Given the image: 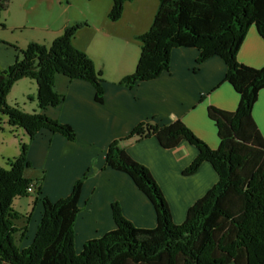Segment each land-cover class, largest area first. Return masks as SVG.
Instances as JSON below:
<instances>
[{
    "label": "trees",
    "instance_id": "obj_1",
    "mask_svg": "<svg viewBox=\"0 0 264 264\" xmlns=\"http://www.w3.org/2000/svg\"><path fill=\"white\" fill-rule=\"evenodd\" d=\"M139 0H111L108 19L116 22L124 3ZM143 1V0H142ZM150 29L136 36L139 58L131 75L118 85L132 89L138 83L158 78L169 70L170 53L176 48L195 49L196 65L216 57L224 62L227 83L238 95L233 112L209 106L206 114L219 139L210 149L184 123L136 125L126 138L114 140L104 155L107 169L126 175L151 204L156 225L137 228L122 216L118 203L111 204L115 227L89 239L79 252L74 247L75 221L82 184L87 176L74 182L68 197L50 202L40 197V181L24 174L30 167L28 144H21L19 156L0 167V264H264V139L257 130L251 111L264 90V66L246 67L237 60L243 39L253 27L264 42V0H157ZM9 0H0V13ZM79 22L67 26L51 45L30 42L18 52L14 62L0 68V114L10 128L22 129L28 142L41 131L75 140L74 130L44 114L55 108L63 96L54 90V78L89 83L94 102L102 104L104 80L93 60L73 43ZM34 80L39 113H24L7 105L6 96L19 80ZM1 130V127H0ZM153 137L163 149L171 150L180 141L195 147L198 155L183 171L193 174L202 163H209L217 182L187 210L184 221L174 224L165 198L147 167L137 163L122 146L132 138ZM34 186L32 204L40 202L42 211L32 240L25 245L30 214L20 216L14 201L28 196ZM24 218L26 225L16 227Z\"/></svg>",
    "mask_w": 264,
    "mask_h": 264
},
{
    "label": "crops",
    "instance_id": "obj_2",
    "mask_svg": "<svg viewBox=\"0 0 264 264\" xmlns=\"http://www.w3.org/2000/svg\"><path fill=\"white\" fill-rule=\"evenodd\" d=\"M53 1L58 9L51 15L47 30L55 39L65 27L83 19L74 20L71 24L66 18L69 0ZM15 4L20 8L24 3L9 0L7 10L0 15L12 16L17 12L13 8ZM20 15L18 12L17 17ZM93 24L95 35L91 40L82 42L77 33L73 46L86 53L93 60L96 71L102 73V104L94 102V89L89 83L56 75L54 91L63 96V101L43 113L69 125L76 134L75 140L69 142L59 134L41 131L28 143L27 150L30 167L43 173L41 178L27 177L33 181L41 180L40 197L50 202L68 197L74 182L87 175L82 184L78 202L80 212L74 227L76 252L87 240L115 227L111 216V204L114 202L119 204L122 216L135 227L153 229L156 225L155 212L147 198L126 175L107 169L105 165V152L114 140L126 138L140 123L171 124L169 116H174L175 121L184 123L200 141L216 150L219 139L206 110L214 106L233 112L238 103V95L222 81L226 72L224 62L213 57L196 65L198 52L195 49H173L169 70L156 79L138 83L132 89L119 86L118 82L123 77L134 72V65L127 63L126 50L119 49L120 43L111 41L109 33L112 26ZM17 27L12 25L10 28ZM17 55L16 48L0 49V68H8ZM237 60L246 67L264 66V42L253 27L243 39ZM251 115L264 139V90L259 92ZM122 146L133 160L148 168L165 198L174 224H182L188 208L217 182L209 163H202L191 175H183L198 155L197 149L183 140L171 150L161 148L153 137L140 141L132 138L122 142ZM34 207L30 219L35 213V229L42 206L37 202Z\"/></svg>",
    "mask_w": 264,
    "mask_h": 264
},
{
    "label": "rangeland",
    "instance_id": "obj_3",
    "mask_svg": "<svg viewBox=\"0 0 264 264\" xmlns=\"http://www.w3.org/2000/svg\"><path fill=\"white\" fill-rule=\"evenodd\" d=\"M157 2V0H139L130 4L126 2L123 5V12L120 18L116 22H111L107 17L111 9V0H69L66 3L68 12L66 18L71 24H73L74 20L78 22L80 18L83 19L80 22L85 24L87 28H80L79 32L77 31L78 34H76L82 42L85 40V43L90 41L92 36L95 35L93 23L111 25L112 29L109 33L111 41H116L117 44L120 43V50L121 48L126 50L127 63L131 64V66L134 65L135 70L140 47L136 36L143 35L149 31L158 6ZM21 3L24 4L20 8L16 4V6H13L17 12L12 16L0 15V49L5 51L10 48H16L18 52L19 50L24 51L30 42L45 46L51 45L56 38L51 37L50 32L47 30V25L51 15L56 14L57 5L53 0H21ZM18 12H21L22 15L17 17ZM12 25L18 27L10 28ZM110 45L112 44L110 43ZM36 90L37 86L34 80H18L6 96L7 105L16 106L24 113H39ZM0 127V167L8 169L7 161L17 158L20 145L28 144L29 142L26 133L22 129L8 127L6 118L2 114H0ZM24 174L33 179L41 178L43 173L41 170L28 167L25 169ZM32 202L33 196L30 195L15 200L13 205L15 212L20 216L32 215V211L35 208ZM34 215L35 213H33L32 219H29L30 223L27 227L28 240L24 242V245L32 240L34 236V226L36 224ZM14 223V226L22 227L26 225V220L20 217Z\"/></svg>",
    "mask_w": 264,
    "mask_h": 264
},
{
    "label": "built area",
    "instance_id": "obj_4",
    "mask_svg": "<svg viewBox=\"0 0 264 264\" xmlns=\"http://www.w3.org/2000/svg\"><path fill=\"white\" fill-rule=\"evenodd\" d=\"M169 119H170V121L171 122H175V117L174 116H169ZM27 192H28V194H30V196H35V188H34V186H32V185H29V187H28V189H27Z\"/></svg>",
    "mask_w": 264,
    "mask_h": 264
}]
</instances>
